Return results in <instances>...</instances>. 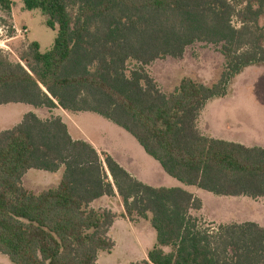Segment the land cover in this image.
Here are the masks:
<instances>
[{"label": "trees", "instance_id": "16d2710c", "mask_svg": "<svg viewBox=\"0 0 264 264\" xmlns=\"http://www.w3.org/2000/svg\"><path fill=\"white\" fill-rule=\"evenodd\" d=\"M22 1L45 14L57 36L46 51L30 41L23 63L0 49V104L96 112L181 182L218 195L264 198V146L215 138L197 125L207 101L224 95L243 66L264 61V0L246 1L240 26L229 0ZM12 6L13 0H0L3 10ZM197 42L222 45L227 63L220 78L208 85L185 76L164 92L145 65L181 58ZM62 166L54 188L35 193L22 184L31 168ZM115 194L130 221L148 218L157 233L148 258L131 264H264L263 225L205 227L194 213L203 206L199 197L142 182L107 151L74 139L61 116L28 112L0 131V252L13 264H97L98 252L115 246L108 233L116 214L91 203Z\"/></svg>", "mask_w": 264, "mask_h": 264}, {"label": "rangeland", "instance_id": "374dc122", "mask_svg": "<svg viewBox=\"0 0 264 264\" xmlns=\"http://www.w3.org/2000/svg\"><path fill=\"white\" fill-rule=\"evenodd\" d=\"M229 1L235 7L233 23L235 26H240L241 10L247 0ZM13 5V10L10 12L0 7V49L4 54L12 61H21V56L32 40L40 43L42 51L50 49L57 36V28L53 29L46 24L47 16L38 9L27 10L22 0H13ZM70 8L75 13V7ZM16 24L19 30L28 28V31L18 32L15 28ZM259 24L264 26V15L260 17ZM222 51V45L197 42L187 48L183 57L157 59L145 65V68L155 78L160 88L167 93L172 92L185 76L210 85L218 81L220 74L226 68L227 60ZM134 66H136L135 61H130L129 67ZM206 104L197 122L202 131L207 133L210 131V134L215 137L241 142L248 146H263L264 61L243 66L227 83L226 93L214 96ZM27 112L44 116L47 110L21 102L0 104V130L18 124ZM70 116L74 117L72 114ZM64 117L69 119L65 113ZM75 117L77 121H73L70 128L72 133L81 137L82 129L100 152L107 150L120 160L125 153L135 150L131 145L134 143L144 155L157 163L159 171L153 169V176L157 178L158 184L180 183L179 180L165 173L160 163L149 155L129 132L113 121L95 112H79ZM141 159L137 163L145 170L147 166L144 165L143 158ZM62 175L63 169L51 172L31 168L23 176L22 184L34 192H39L58 186ZM155 179L153 182H156ZM185 186L200 192L205 207L202 209V214H199V211L195 213L203 217L205 227L216 229L219 223L247 220L258 221L264 226V198L253 200L245 196L218 195L195 186L186 184ZM205 211L209 212L208 216ZM142 223L150 227L156 241V232L151 223ZM141 229L142 225L141 227L132 226L127 220H117L111 236L116 242L115 246L110 251L100 250L97 264H130L136 258L138 249L148 242L142 235ZM0 264L13 263L8 256L0 252Z\"/></svg>", "mask_w": 264, "mask_h": 264}, {"label": "crops", "instance_id": "0c3cea01", "mask_svg": "<svg viewBox=\"0 0 264 264\" xmlns=\"http://www.w3.org/2000/svg\"><path fill=\"white\" fill-rule=\"evenodd\" d=\"M13 7H14V5L12 6V10H13ZM15 28L17 29V30H19V27H18V25L16 24L15 25ZM33 41V40H32ZM213 98V97H212ZM212 98H210L208 101H207V104H208V102H210L211 100H212ZM15 103H20V102H15ZM6 104V103H5ZM206 104V105H207ZM33 106V105H32ZM36 108H42V109H46L47 110V113H45L44 114V116H39L38 114V116L39 117H41V118H48V117H50V116H52V115H59V116H61L62 117V119H63V121L68 125V128H69V132H70V134L72 135V137L74 138V139H84V140H87L88 142H90L91 144H93L94 146H95V148L98 150V148H97V146H96V144L92 141V140H90L85 134H84V132L82 131V129H81V127L80 126H78L79 127V129H81V134H83L81 137L79 136V135H74L73 133H72V131H71V123L74 121V122H76L77 120H76V115L79 113V112H70V111H67V110H65V109H63L62 107H55V108H52V109H49V108H47V107H36ZM81 112H90V111H81ZM28 113V112H27ZM35 113V112H34ZM64 113L66 114V115H68V118L69 119H66L65 117H64ZM96 113V112H95ZM26 114V113H25ZM72 114L74 117H71L70 115ZM23 118V117H22ZM21 122V121H20ZM19 122V123H20ZM198 122V121H197ZM78 123V122H77ZM16 125V124H15ZM79 125V124H78ZM198 125V124H197ZM14 126V125H13ZM12 126V127H13ZM198 127H199V125H198ZM11 128V127H10ZM5 129H8V128H5ZM5 129H2V130H5ZM199 129H200V127H199ZM2 130H0V131H2ZM125 130V129H124ZM201 130V129H200ZM201 132L203 133V134H206V135H209V136H212V137H215V136H213L212 134H210V131H209V133H207V132H204V131H202L201 130ZM215 138H219V137H215ZM220 139H223V138H220ZM224 140H226V139H224ZM227 141H230V140H227ZM233 142H235V141H233ZM238 143H241V142H238ZM241 144H243V143H241ZM132 145V147L135 149L134 151H130V152H127V153H125L123 156H121V158H120V160L118 161L113 155V157L124 167V168H126L133 176H135L137 179H139V180H141L142 182H144V183H147V184H149V185H152V186H157V187H159V186H166V187H181V188H183V189H185V190H187V191H189V192H191V193H193L195 196H197V197H199L201 200H202V203H203V206H202V208L200 209L201 210V212H200V210H198L199 211V214H202V209L205 207V205H204V202H203V199H202V197H201V195H200V192L198 191V190H195V189H191V188H187L186 186H185V184L186 183H183V182H181L180 180V183H176V184H174V185H163V184H158V180H157V178L155 179V177L153 176V169H157L158 171H159V167H158V165H157V163H155V161H153V160H151V159H149V157H147V155H144V153L141 151V149L138 147V146H135V144L134 143H132L131 144ZM244 145H246V144H244ZM246 146H248V145H246ZM255 146H258V145H255ZM261 146V145H260ZM264 146V145H263ZM105 150H106V147H105ZM99 151V150H98ZM107 151V150H106ZM108 153H109V151H107ZM150 155V154H149ZM143 158V160H144V165H146L147 166V168L144 170V169H142L141 168V165H139L137 162L139 161V160H142L141 158ZM155 159V158H154ZM156 160V159H155ZM143 165V166H144ZM161 165V164H160ZM162 167V166H161ZM163 168V167H162ZM61 170L63 169V172H64V167L62 166L61 168H60ZM59 169V170H60ZM150 170H151V175H149V172H150ZM164 170V169H163ZM58 171V170H57ZM51 172H56V171H51ZM165 172V171H164ZM166 173V172H165ZM168 174V173H167ZM169 175V174H168ZM172 177V176H171ZM165 177L163 176V179H164ZM174 178V177H173ZM153 179H155L154 181H156V182H153ZM162 179V180H163ZM177 179V178H176ZM61 180V179H60ZM178 180V179H177ZM59 183H60V181H59ZM184 184V185H183ZM186 185H190V184H186ZM24 186V185H23ZM190 186H195V185H190ZM25 187V186H24ZM195 187H197V188H199L198 186H195ZM26 188V187H25ZM28 189V188H27ZM199 189H202V188H199ZM30 190V189H29ZM45 190V189H44ZM204 190V189H203ZM32 191V190H31ZM41 191H43V190H41ZM41 191H39V192H41ZM207 191V190H206ZM34 192V191H33ZM39 192H35V193H39ZM210 192V191H209ZM241 196H243V195H241ZM245 197H247V196H245ZM248 198H250V197H248ZM252 199V198H251ZM260 199V198H259ZM98 200H100L99 202H98ZM253 200H256V199H253ZM98 202V203H97ZM91 206L92 207H94V208H96V209H110V210H112L114 213H116L117 214V216L115 217V219H114V222H113V225L111 226V228H110V230H109V236L111 237L112 236V231H113V229H114V227H115V224H116V222H117V220H120V219H123V220H127L130 224H132V226L134 225V226H139V227H141V225H142V229H141V231H143V234L142 235H144L145 236V239L146 240H148V242H147V244H145L144 246H141V248L140 249H138V254H137V256H135L136 258H134V260L132 261V262H137V261H141V260H144V259H147L148 258V251H149V249H151L155 244H157V233H156V241H155V234L153 233V231L150 229V227H148V225L147 224H144V223H142V222H150L151 223V221H150V219H148V218H140V219H138L137 221H135V222H132V221H130L129 220V218H127V216H125L124 214H125V209H124V205H123V202H122V200H121V198H120V196L118 195V194H115V195H104V196H102V197H100V198H97V199H95L92 203H91ZM197 211V212H198ZM196 211H194V213H195ZM196 212V213H197ZM206 212V211H205ZM195 213V214H196ZM208 213L209 212H206V215L208 216ZM198 215V214H197ZM248 221V220H247ZM252 221V220H251ZM236 222H238V221H236ZM241 222H243V221H241ZM256 222H258V221H256ZM224 223H227V222H224ZM152 225V224H151ZM153 227V226H152ZM156 232V231H155ZM112 238V237H111ZM113 239V238H112ZM116 243V242H115ZM114 248V247H113ZM163 248V250L164 251H166V252H169L170 250H171V247L170 246H163L162 247ZM99 253V252H98ZM136 253V252H135ZM131 262V263H132ZM130 263V264H131Z\"/></svg>", "mask_w": 264, "mask_h": 264}, {"label": "built area", "instance_id": "2783aa9c", "mask_svg": "<svg viewBox=\"0 0 264 264\" xmlns=\"http://www.w3.org/2000/svg\"><path fill=\"white\" fill-rule=\"evenodd\" d=\"M18 32L24 33L28 31V28H23L22 30H17Z\"/></svg>", "mask_w": 264, "mask_h": 264}]
</instances>
